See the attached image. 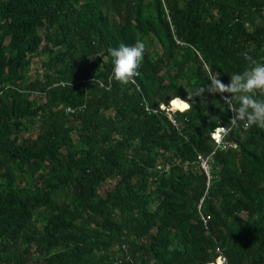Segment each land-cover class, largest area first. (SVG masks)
<instances>
[{
    "label": "trees",
    "instance_id": "obj_1",
    "mask_svg": "<svg viewBox=\"0 0 264 264\" xmlns=\"http://www.w3.org/2000/svg\"><path fill=\"white\" fill-rule=\"evenodd\" d=\"M138 39L139 75L115 80L110 50ZM247 56L264 61V0H0V264H208L217 245L264 264V127L216 153L206 226L198 155L231 112L220 93L179 128L147 109Z\"/></svg>",
    "mask_w": 264,
    "mask_h": 264
},
{
    "label": "clouds",
    "instance_id": "obj_2",
    "mask_svg": "<svg viewBox=\"0 0 264 264\" xmlns=\"http://www.w3.org/2000/svg\"><path fill=\"white\" fill-rule=\"evenodd\" d=\"M146 43L138 39L134 44L121 43L110 50L112 57V78L127 82L139 75V67L144 59ZM102 54V53H101ZM100 54V55H101ZM248 65L241 71L230 72V79L224 82L217 75L210 74L207 84L196 85L188 92V98L175 97L170 103L178 108L190 107L189 100L195 97H206L209 93H220L223 103L231 116L227 125L214 129L216 143H220V133L227 134L242 125L247 130L253 126L264 127V61L247 56ZM219 251V250H218ZM208 264H213L210 260Z\"/></svg>",
    "mask_w": 264,
    "mask_h": 264
},
{
    "label": "built area",
    "instance_id": "obj_3",
    "mask_svg": "<svg viewBox=\"0 0 264 264\" xmlns=\"http://www.w3.org/2000/svg\"><path fill=\"white\" fill-rule=\"evenodd\" d=\"M206 68L210 71V69L208 68V66H206ZM61 85L64 86L66 84L63 83V82H57V83L54 84V86H61ZM101 86H104V83H101ZM147 109L150 112H154V113H159L161 111L162 112H165L167 114V116L169 117L170 121L173 123V125L175 127L179 128L180 127V123L175 118L174 113L177 112V111L184 112V111H187L189 108L186 109V110L176 109L170 103V105L162 104V105H160L159 108H150V107H148ZM66 112L67 113H75L76 112V108H74V107H67ZM228 123H229V120L224 125H227ZM220 125H223V124H220ZM229 133L230 132H228L227 134H225L224 132H221L220 133L221 139H220V143L219 144L216 143L215 137L212 134V139L214 140V143H215L214 150L211 152V154H209L207 156L202 155V154H199L198 155V161H199V164L201 166V169H202V171L205 173V175L207 177V189H206L205 194L201 198L200 203H199V212H200L201 218L204 221V223H205L206 226H208V223H209V220H210V216L209 215H205L201 211V209H202V206H203L206 198L210 194V188H211L212 182H213V163H214V157H215L216 153L218 151H220V150L227 151V150H229L231 148H236L237 147V145L234 142H230L228 140ZM158 170L159 171H163L164 170L163 166L160 165L158 167ZM216 252H217L218 256L216 258V261L213 264H229L228 259H227L226 255L224 253V250L221 248V246L217 245Z\"/></svg>",
    "mask_w": 264,
    "mask_h": 264
},
{
    "label": "rangeland",
    "instance_id": "obj_4",
    "mask_svg": "<svg viewBox=\"0 0 264 264\" xmlns=\"http://www.w3.org/2000/svg\"><path fill=\"white\" fill-rule=\"evenodd\" d=\"M151 48L159 50V47L157 44L152 45ZM154 54H156V52H154ZM38 61H39V59L37 61H35L34 64L36 65ZM42 73H43L42 69H36L35 67H33L32 71H31V75L33 76V78H35L39 74L42 75Z\"/></svg>",
    "mask_w": 264,
    "mask_h": 264
},
{
    "label": "bare ground",
    "instance_id": "obj_5",
    "mask_svg": "<svg viewBox=\"0 0 264 264\" xmlns=\"http://www.w3.org/2000/svg\"><path fill=\"white\" fill-rule=\"evenodd\" d=\"M179 109H181V108H179ZM187 109V108H186ZM186 109H182V110H186Z\"/></svg>",
    "mask_w": 264,
    "mask_h": 264
}]
</instances>
